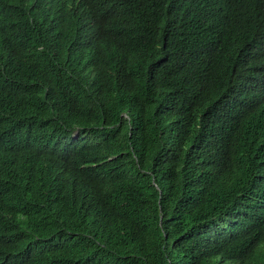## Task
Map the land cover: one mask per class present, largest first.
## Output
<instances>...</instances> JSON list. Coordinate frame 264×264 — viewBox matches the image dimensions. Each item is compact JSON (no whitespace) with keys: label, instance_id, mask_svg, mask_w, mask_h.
Instances as JSON below:
<instances>
[{"label":"trees","instance_id":"1","mask_svg":"<svg viewBox=\"0 0 264 264\" xmlns=\"http://www.w3.org/2000/svg\"><path fill=\"white\" fill-rule=\"evenodd\" d=\"M262 7L0 0V264H264Z\"/></svg>","mask_w":264,"mask_h":264},{"label":"clouds","instance_id":"2","mask_svg":"<svg viewBox=\"0 0 264 264\" xmlns=\"http://www.w3.org/2000/svg\"><path fill=\"white\" fill-rule=\"evenodd\" d=\"M246 1V0H245ZM6 18H9L12 22L13 25H19V15L15 14L8 6L5 9L4 13ZM254 32L255 35L257 36L259 46H260V51H261V59L263 61L262 67L263 69H259L257 65L253 62L250 61L247 64L248 69L252 73L254 78L260 79L264 83V8L262 7L261 11V18L255 20V23L253 24Z\"/></svg>","mask_w":264,"mask_h":264},{"label":"rangeland","instance_id":"3","mask_svg":"<svg viewBox=\"0 0 264 264\" xmlns=\"http://www.w3.org/2000/svg\"><path fill=\"white\" fill-rule=\"evenodd\" d=\"M74 135H76V133H74Z\"/></svg>","mask_w":264,"mask_h":264}]
</instances>
